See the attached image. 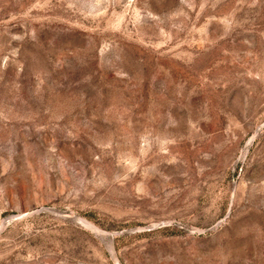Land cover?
<instances>
[{
  "label": "rangeland",
  "instance_id": "1",
  "mask_svg": "<svg viewBox=\"0 0 264 264\" xmlns=\"http://www.w3.org/2000/svg\"><path fill=\"white\" fill-rule=\"evenodd\" d=\"M0 264H264V0H0Z\"/></svg>",
  "mask_w": 264,
  "mask_h": 264
}]
</instances>
